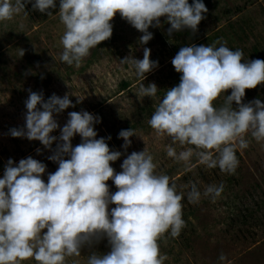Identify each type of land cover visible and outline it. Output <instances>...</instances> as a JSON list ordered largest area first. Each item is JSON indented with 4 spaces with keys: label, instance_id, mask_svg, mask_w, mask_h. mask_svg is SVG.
<instances>
[{
    "label": "clouds",
    "instance_id": "obj_1",
    "mask_svg": "<svg viewBox=\"0 0 264 264\" xmlns=\"http://www.w3.org/2000/svg\"><path fill=\"white\" fill-rule=\"evenodd\" d=\"M30 2L40 13L57 7V0H0V21L13 19ZM207 11L202 0L191 4L188 0H59V19L65 27L60 60L79 66L92 48L111 38V21L117 13L143 33L139 42L147 44L153 38L149 27H159L161 17L170 24L167 34L171 37L186 29L195 33ZM226 43L218 40L215 44L219 46L191 44L179 49L171 60L180 73L179 83L168 88L148 124L173 145L194 146L177 153L170 145L168 157L187 165L195 155L209 169L218 167L223 173L235 174L239 165L236 147L249 146L245 135L264 141V102H242L246 89L264 83V60L244 61L242 50H232ZM150 51L145 47L142 59L124 57L120 61H130L143 81L158 67ZM157 89L155 83L142 85L139 95L151 98ZM229 89L223 105L214 106ZM24 104L25 124L9 129V134L38 140L47 149L56 141L48 159L58 167L45 182L46 165L41 161L31 156L18 164L11 158L7 161L0 178V264H23L28 259L37 264H66L68 257L80 256L82 248H91L104 238L110 250L92 252L87 264H163L167 257L161 255L158 241L168 232L178 237L185 227L183 197L168 175L155 173L153 157L144 149L132 151L117 172L110 162L122 153L110 150L106 143L110 136L97 138L98 115L71 111L61 127L54 114L75 106L69 95L53 93L45 100L42 91L29 90ZM58 128L59 137L51 135ZM77 134L81 142L73 146L71 140ZM133 135L131 128L118 133L125 151ZM109 180L115 192L110 191ZM223 189V183L208 185L203 195L215 201ZM200 197L192 184L188 202L198 203ZM219 259L226 257L221 253Z\"/></svg>",
    "mask_w": 264,
    "mask_h": 264
},
{
    "label": "rangeland",
    "instance_id": "obj_2",
    "mask_svg": "<svg viewBox=\"0 0 264 264\" xmlns=\"http://www.w3.org/2000/svg\"><path fill=\"white\" fill-rule=\"evenodd\" d=\"M188 2L191 4L193 0ZM202 2L208 11L203 13L205 18L195 33L186 29L170 37L167 34L170 24L161 17L159 27H149L153 38L147 44L139 42L143 33L117 13L111 21V38L92 48L79 66H69L60 60L65 27L59 19V9L44 15L25 5V10L13 19L0 21V178L9 158L14 164L29 156L41 161L46 165L42 174L45 182L48 174L56 171L58 164L48 159L56 141L47 149L38 140L12 137L9 129L24 126V101L29 90L42 91L45 100L53 93L61 97L67 94L75 106L54 114L61 127L71 111L86 110L98 115L101 122L94 124L97 138L110 136V140L106 139L110 150L122 153L119 159L110 162L117 172L128 154L144 149L153 157L155 173L168 175L182 195L185 227L176 238L168 232L159 239L160 253L167 257L163 264H264V141L257 142L250 133L246 134L249 146L240 149L237 145L239 165L235 174H226L218 167L209 169L200 164L195 155L187 165L168 157L170 145L177 153L194 146L173 145L170 138L158 135L148 124L168 88L179 83L180 73L175 71L171 60L181 47L219 46L216 41H226L230 49L242 50L244 61L264 60V0ZM145 47L151 50L150 59L158 61V67L142 81L131 62L121 63L120 59H142ZM150 83L158 87L155 96L142 98L141 86ZM230 93V89L221 93L214 106H222ZM78 98H82L80 103ZM254 99L264 102V83L245 90L242 102ZM130 128L136 135L129 138L132 143L125 151L118 133ZM51 135L59 137V128ZM80 142L78 134L71 140L73 146ZM106 183L111 192L116 191L111 180ZM221 183L224 189L215 201L203 195L208 185ZM192 184L201 192L200 201L195 204L187 199ZM109 250L104 238L91 248H82L80 256L68 257L66 264H87L92 252L103 254ZM221 253L226 257L223 261L219 259ZM23 264L37 262L28 259Z\"/></svg>",
    "mask_w": 264,
    "mask_h": 264
},
{
    "label": "trees",
    "instance_id": "obj_3",
    "mask_svg": "<svg viewBox=\"0 0 264 264\" xmlns=\"http://www.w3.org/2000/svg\"><path fill=\"white\" fill-rule=\"evenodd\" d=\"M26 5H28L29 8H30V7L32 8L31 2L28 3V4H26ZM58 9H59V0H57V7H56V8H54V9H49L48 12L43 13V14H44V15H47V14L52 13V12L58 10ZM33 11H34V10H33ZM36 12H38V11H36Z\"/></svg>",
    "mask_w": 264,
    "mask_h": 264
}]
</instances>
